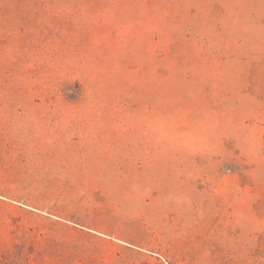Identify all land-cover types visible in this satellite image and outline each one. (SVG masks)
<instances>
[{
  "label": "rangeland",
  "instance_id": "374dc122",
  "mask_svg": "<svg viewBox=\"0 0 264 264\" xmlns=\"http://www.w3.org/2000/svg\"><path fill=\"white\" fill-rule=\"evenodd\" d=\"M4 15L0 264H36L22 231L61 244L42 264H264V0ZM187 25L220 55L188 50ZM67 75L75 95L50 91Z\"/></svg>",
  "mask_w": 264,
  "mask_h": 264
},
{
  "label": "trees",
  "instance_id": "16d2710c",
  "mask_svg": "<svg viewBox=\"0 0 264 264\" xmlns=\"http://www.w3.org/2000/svg\"><path fill=\"white\" fill-rule=\"evenodd\" d=\"M19 0H0V13L5 14L2 16L5 21L10 24L11 18L7 17V13H10L13 9L17 7V3ZM187 30L184 32L183 40L186 44L188 50H194V48L197 50L199 55L201 56H207L209 52H212L215 56L220 55V51L218 48V40L215 37L212 36H201L199 35L194 28H192L190 25L186 26ZM219 27H217L218 29ZM219 30V29H218ZM180 33V32H179ZM16 41L15 37L10 35L7 36V39L3 38L0 39V54L4 53V46L5 44H14ZM193 48V49H192ZM253 52H256V49H253ZM3 71L5 74L10 73H20V67L17 63H12L9 66H3L0 63V72ZM71 78H69V75H67L65 78H63L60 82L58 81L57 84H48L50 91H53V89H56L58 91H66L68 94L75 95L76 93L71 89ZM64 87L63 90H59L61 87ZM79 90V89H78ZM55 91V90H54ZM59 224V223H55ZM32 235H29L27 232H17L15 234V248H24L27 246L28 248L32 250H37L39 258L35 260L36 264H42L44 263V259L42 258V255L48 256V254H53L59 252V248L61 247V244L58 241L51 240L48 237H42L39 240H33ZM64 259L67 264L73 263L74 254L67 252V254H64ZM29 264V263H28Z\"/></svg>",
  "mask_w": 264,
  "mask_h": 264
}]
</instances>
